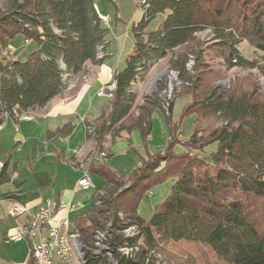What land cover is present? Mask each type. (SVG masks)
I'll return each mask as SVG.
<instances>
[{"label": "trees", "instance_id": "obj_1", "mask_svg": "<svg viewBox=\"0 0 264 264\" xmlns=\"http://www.w3.org/2000/svg\"><path fill=\"white\" fill-rule=\"evenodd\" d=\"M94 5L96 0H0V126L46 106L87 63L101 65L97 54L108 31ZM140 8L134 47L125 67L113 76L117 87L110 108L94 124L87 122L86 130L95 155L104 151L108 136L132 132L140 135L146 153L127 176L97 163L94 156L85 164V171L101 183L95 206L75 225L82 264H162L157 254L179 242L204 246L224 264H264V229L257 214L259 202L264 204V100L257 89L237 94L236 86L228 91L211 86V76L218 72L209 71L204 44L195 38L209 30L222 65L258 68L240 55L238 46L247 43L264 60V0H148ZM159 15L158 28L147 32ZM17 36L34 49L13 60L3 50ZM182 47L170 61L180 82L174 94L191 101L172 123L173 102L162 104L154 95L135 107L131 86L156 61ZM155 109L167 111L169 138L162 150L150 153L147 138ZM191 115L193 133L181 140L180 121ZM60 131L69 133L70 125ZM214 143L216 150L208 155L206 148ZM3 177L4 171L1 182ZM168 181L169 195L149 220L141 218V199ZM129 227L136 230L132 237L124 234ZM101 232L104 249L97 252ZM121 248L132 250L125 255ZM28 264H34L30 256Z\"/></svg>", "mask_w": 264, "mask_h": 264}, {"label": "crops", "instance_id": "obj_2", "mask_svg": "<svg viewBox=\"0 0 264 264\" xmlns=\"http://www.w3.org/2000/svg\"><path fill=\"white\" fill-rule=\"evenodd\" d=\"M161 18L159 15L151 25L160 23ZM156 25L151 31L158 28ZM149 30L148 26L146 31ZM107 48L101 65L90 64L94 67L90 68L93 75L88 77L86 84L75 89L73 95H58L43 108L29 112L31 120L7 119L0 126V162L3 164L0 175L4 171L0 181V264H28L29 261V242L8 240L18 223L24 220L8 215L13 203L25 206L32 213L48 201L57 203L52 223L56 225L59 219L66 217L69 230L74 232L79 218L95 206V195L101 183L98 177L89 175L92 183L89 189L80 190L76 185L86 173L85 164L90 158L94 156L97 163L107 165L116 173L126 174L140 165L139 156H145L137 132L121 133L111 140L108 136L103 144V152L108 155L105 158L93 154L95 144L87 138L86 123L94 124L110 108V102L107 108V104L99 100L106 96H98L97 92L125 67L118 68L121 60L119 63L118 59L117 62L109 61L112 55ZM162 111H153L160 116L161 124L153 113L151 115V133L147 138L150 153L162 150L165 139L169 138ZM67 124L71 128L69 133L58 132ZM171 184V181L165 182L144 195L137 214L149 220L155 206L169 195Z\"/></svg>", "mask_w": 264, "mask_h": 264}, {"label": "rangeland", "instance_id": "obj_3", "mask_svg": "<svg viewBox=\"0 0 264 264\" xmlns=\"http://www.w3.org/2000/svg\"><path fill=\"white\" fill-rule=\"evenodd\" d=\"M143 2L144 1L142 0H114L113 4L108 1L106 2V0H96V3L98 4L97 6H99L98 8H100L101 10L100 12L105 15H109L107 22L104 23L100 20L102 22V25L107 28L108 32L105 35L104 47L103 49H101L102 56L101 58H97L98 60H104L105 47L107 46V50H109L108 53L112 55L109 58V61H116L118 59L117 61L119 63V61L121 60V65L118 66L119 69H121L125 65L126 56L132 51V48L134 47L133 44L135 39L133 36V25H136L142 18L143 11L141 10L140 5ZM153 25H156L155 28H157L159 22L154 23ZM153 25H151V22L149 23V31L153 29ZM195 38L196 40H199L204 44L206 60H208L207 62H210L208 65L209 71L218 72L216 76H211V86L217 87L218 89L223 91L232 90L236 86L234 88V91L237 94L248 89H257L259 95L264 100V60L262 59L263 54L261 52L254 50L247 43L242 42L238 46L240 55L246 60L255 61L258 65V68L246 69L233 67L231 69L226 67L225 65H222L219 61L220 57H218V53L216 51L217 48H214V46L210 44L211 42H213V36L209 30H203L202 32L197 33L195 35ZM26 42L27 43H23L22 38L20 36H17L11 43L12 47L3 50V54L9 58H12L13 60L22 58V55H26L34 49L33 44L31 45V43H28L27 40ZM184 50L185 49L182 47L168 53L165 57L156 61L147 72H143L140 74V76L137 77V79L132 83L131 86V91L136 95V101L134 104L135 107L142 105L145 97L159 95V100L162 101V104L173 102L171 122L176 123L180 120L181 112L184 106L191 100L190 96L187 95L179 96L178 98L175 97L174 91L176 86H178L180 82H178L175 72H173L170 68V61L175 55L177 56V54H180ZM208 51L211 55L210 57H207L209 56V54L207 55ZM191 64L188 65V70L191 69ZM91 67L93 66H91L90 64H86L80 74H78L77 76L75 75V77L69 78L70 80L68 79L67 81H65V89L63 90L62 95L65 94L67 95V97L68 95H73L75 93V89H78L81 84H86L88 77H90L94 73L90 71ZM165 71L173 76V79H171V81L166 75L161 74ZM160 74L161 76L157 78V76H159ZM151 83L154 84V88L149 93L147 92V90ZM110 98L103 97L99 100H101V103L103 102V104H107L108 108L109 102L111 100ZM160 110L162 111L163 109ZM162 113L167 114V111H162ZM153 116L159 121L160 124L162 123L161 119H159L160 116L158 114L156 115V113H153ZM162 116L165 125V114H162ZM194 121V115L187 116L181 119L180 131L177 134L179 139L187 140L191 136L194 129ZM155 124L156 123H154V125ZM109 140H111V137ZM215 150V143L209 145L208 148H206V152L208 155L213 153ZM138 159L140 161L139 157ZM131 171L132 169L129 170L126 174L122 175L127 176ZM160 186H162V184ZM153 189H151L150 191H152ZM257 214L259 215V218L261 220V229H264V204L260 202L258 205ZM131 233L132 231L129 232V235H131ZM161 250L162 252L160 254H157L156 258L161 261L162 264H224L218 261L208 248L201 245L197 246V244L193 243H169L164 247V249Z\"/></svg>", "mask_w": 264, "mask_h": 264}, {"label": "built area", "instance_id": "obj_4", "mask_svg": "<svg viewBox=\"0 0 264 264\" xmlns=\"http://www.w3.org/2000/svg\"><path fill=\"white\" fill-rule=\"evenodd\" d=\"M93 7L98 19L104 23L107 22L108 15L101 13L97 5ZM25 43L27 42L25 41ZM101 56L102 52L99 50L97 58H101ZM116 87V81L111 80L109 84H106L97 92V95L112 97ZM17 119L31 120L32 118L28 114H23L17 116ZM98 155L105 158L106 153L102 151ZM2 167L3 164L0 162V168ZM76 185L80 190L89 189L92 186L89 174L84 173ZM57 207V203L48 201L32 213L25 206L13 203L8 210V215L15 218L23 217L24 220L20 224L18 223L14 233L9 235L8 240L9 242L28 241L30 257L34 264H82L83 246L80 235L75 230L74 232L69 230L66 217L59 219L56 225L52 223L55 219L53 212ZM131 231L132 233L129 235ZM124 234L127 237H132L136 234V230L134 227H129L124 231ZM97 239L99 240L97 252L103 251L104 246L100 241L104 239V233H98ZM120 250L123 254L129 255L132 249L121 248Z\"/></svg>", "mask_w": 264, "mask_h": 264}, {"label": "bare ground", "instance_id": "obj_5", "mask_svg": "<svg viewBox=\"0 0 264 264\" xmlns=\"http://www.w3.org/2000/svg\"><path fill=\"white\" fill-rule=\"evenodd\" d=\"M161 74L166 75L170 81H171V79H173V76H172L170 73L166 72V71H165L164 73H161ZM161 74H160L159 76H157V78H159V77L161 76ZM174 76H175V75H174ZM153 86H154V84L151 83V85H149V87H148L147 92L150 93V92L153 90V88H154Z\"/></svg>", "mask_w": 264, "mask_h": 264}]
</instances>
